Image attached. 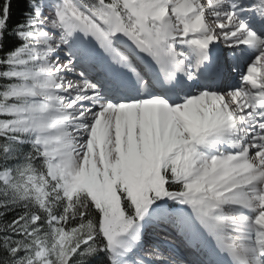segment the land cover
Here are the masks:
<instances>
[{"label":"snow or ice","instance_id":"obj_1","mask_svg":"<svg viewBox=\"0 0 264 264\" xmlns=\"http://www.w3.org/2000/svg\"><path fill=\"white\" fill-rule=\"evenodd\" d=\"M0 264H264V0H0Z\"/></svg>","mask_w":264,"mask_h":264},{"label":"bare ground","instance_id":"obj_2","mask_svg":"<svg viewBox=\"0 0 264 264\" xmlns=\"http://www.w3.org/2000/svg\"><path fill=\"white\" fill-rule=\"evenodd\" d=\"M161 237H162V235H158V236L154 237V238H153L154 242H160L161 244H167V243L164 241V239L161 238ZM162 239H163V240H162ZM171 240H172V242H170V244H171L172 248L176 249L177 252H179V251H178V250H179V244H178V242L174 241L173 239H171Z\"/></svg>","mask_w":264,"mask_h":264}]
</instances>
